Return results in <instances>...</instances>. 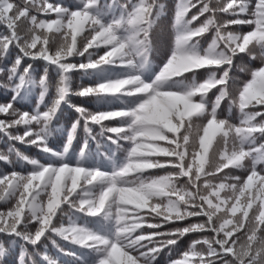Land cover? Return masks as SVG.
<instances>
[{
  "label": "snow or ice",
  "instance_id": "6c2138e0",
  "mask_svg": "<svg viewBox=\"0 0 264 264\" xmlns=\"http://www.w3.org/2000/svg\"><path fill=\"white\" fill-rule=\"evenodd\" d=\"M165 15L162 0H0V89L10 97L0 102V162L13 168L0 172V264H60L48 243L78 264H157L164 253L168 264H264V0H176L167 57L151 73ZM28 61L43 62L38 79ZM75 72L95 82L74 90ZM72 96L120 107L93 111ZM65 105L75 119L56 153L47 139ZM90 141L110 170L84 165Z\"/></svg>",
  "mask_w": 264,
  "mask_h": 264
},
{
  "label": "trees",
  "instance_id": "16d2710c",
  "mask_svg": "<svg viewBox=\"0 0 264 264\" xmlns=\"http://www.w3.org/2000/svg\"><path fill=\"white\" fill-rule=\"evenodd\" d=\"M168 1L171 4V8L173 9L174 5L176 3V0H168ZM213 2L215 3V0H213ZM170 20H171V11L168 10V15H165L164 17L161 18V20L159 22V24H160L159 28H157L156 31L153 33V43H154V49H155L154 50V56H156V58L160 61V64H162L163 60L166 59L167 53H168V49H169V46H170V42H171V39H168L169 38V34H170V26H171ZM4 32H5V29L3 27H0V34H3ZM160 37L167 38V39L156 41L155 38H160ZM208 42H210V36L207 39H205L204 41H202V45L204 47H206ZM157 50H161L164 53L160 55L157 52ZM14 55H15V50H13V54H12V57H10V59L13 58ZM28 62L34 63V67H35V70H36V77L38 79L39 75L43 73V62L42 61L41 62L28 61ZM206 76H207V73L202 71L201 75L198 76V79L203 80L204 78H206ZM57 79L58 78L56 76L55 71L50 70L49 71V82H50V84L54 86L56 84V82H57ZM95 79H96V77H92L91 79H89L88 77H83L81 73L75 72V73L71 74V85H72V88L75 90L76 88L79 87V85L81 83H85V84L94 83ZM0 81H2V78H0ZM233 87H235V85H233ZM54 90L55 89L53 87L51 89L49 95L46 97V102H50L51 101L52 95L54 93ZM39 91H40L39 87H36L28 95L26 101L23 102V110H31L32 108L35 107L36 100H37L38 95H39ZM213 91H215V90H213ZM210 96H211V94H210ZM9 98H10L9 96L5 95L4 90L0 89V102H3V101H5L6 99H9ZM211 98L214 99V96H212ZM17 106L20 107L21 105H17ZM223 108H224V115H227V111H228L227 105L225 104L223 106ZM41 110H43V107L41 108ZM0 118H3V117H0ZM231 119H232V121L234 123H238L239 113H238L237 110L233 109V113H232ZM79 134L84 136V133L81 130H80ZM47 144H48V141H47ZM49 144H48L49 148H51V149L53 148V150L56 148L55 145H53L51 143H49ZM80 144L82 145V141H81ZM93 146H94V144L91 143V141H90L87 158H89V155L95 149V148H93ZM16 147H18L24 154H26V155H28L30 157L36 158V159L40 160L41 162L49 161V159L46 157L47 155L42 153V152H40L35 147H26V146L20 145V144H17ZM63 147H64V144H62L60 146V148L57 149V152L61 153L63 151ZM5 148H6V139H0V151L5 150ZM79 149H80V147H77L75 150H71V151L65 153L64 154V160L66 162L70 163L68 160L72 161V159H78V157H79L78 154L80 153ZM58 150H60V151H58ZM78 151H79V153H78ZM121 154H123V153L121 152ZM86 159H84V160H86ZM13 160H15V157H13ZM70 164H75V163L73 162V163H70ZM84 165L89 167L88 163L87 164L84 163ZM14 167H15L16 171H29L30 170V166L25 165V164H23L20 161H16ZM12 170H13V168L11 166H6L2 162H0V172L12 171ZM153 172L155 174H158V175L165 174L163 171H160V170H154ZM230 174L231 175H243L244 173L242 172V170L233 169ZM4 207H6V205L0 203V208H4ZM84 219H87L89 221V226L92 227V228H100L101 227V223L98 222L95 218H83V217H81L80 218V222L82 223L84 221ZM193 222H195V221H193ZM181 226H183V223H181ZM194 238H197V237L195 235H189L188 238L184 239L182 244L180 245L181 250L186 248L187 245L189 244V242L191 241V239H194ZM54 239H56V242L60 246H62L64 248H68L71 251H75V252H78V253L82 254V250L77 249V248H73L72 246L66 244L64 241L59 240L58 238L54 237ZM45 243H47V241H45ZM29 250H31V249L29 248ZM47 251L49 252L50 256H52L54 258H58L60 260V264H78V261L74 260L72 257L63 256L60 253H58L56 251V249L50 243L47 244ZM37 264H43L42 261H39L38 257H37ZM157 264H168V254L167 253L161 254L158 257Z\"/></svg>",
  "mask_w": 264,
  "mask_h": 264
},
{
  "label": "rangeland",
  "instance_id": "374dc122",
  "mask_svg": "<svg viewBox=\"0 0 264 264\" xmlns=\"http://www.w3.org/2000/svg\"><path fill=\"white\" fill-rule=\"evenodd\" d=\"M65 111V110H64ZM193 222V221H192ZM183 223V222H182Z\"/></svg>",
  "mask_w": 264,
  "mask_h": 264
}]
</instances>
